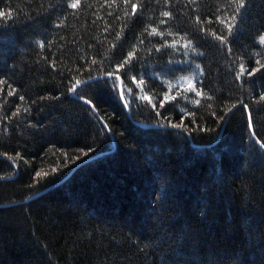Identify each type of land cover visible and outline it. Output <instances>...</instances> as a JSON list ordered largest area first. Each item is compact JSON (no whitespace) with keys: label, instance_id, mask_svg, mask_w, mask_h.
Returning <instances> with one entry per match:
<instances>
[{"label":"trees","instance_id":"16d2710c","mask_svg":"<svg viewBox=\"0 0 264 264\" xmlns=\"http://www.w3.org/2000/svg\"><path fill=\"white\" fill-rule=\"evenodd\" d=\"M74 2L0 0V264H264V0Z\"/></svg>","mask_w":264,"mask_h":264},{"label":"snow or ice","instance_id":"6c2138e0","mask_svg":"<svg viewBox=\"0 0 264 264\" xmlns=\"http://www.w3.org/2000/svg\"><path fill=\"white\" fill-rule=\"evenodd\" d=\"M80 2H81V0H75L74 3H70L69 5H67V7H70L71 9H77V7L80 5ZM239 4H240V8H243V7L245 6V4H244V0H239ZM137 7H138V6H137L136 4H132L133 12H135V10L137 9ZM5 15H6L5 13H0V16H5ZM162 15H163L164 17H169V16H170V12L165 11V12L162 13ZM233 19H235V16L233 17ZM161 23H164V21H161ZM221 23H223V21H221ZM232 27H233L232 25H229V31H231V28H232ZM152 32L155 33V32H156V29L153 28V29H152ZM216 38H217V39H220L221 41H224V39H225L223 36H217ZM259 42H260V44H264V35H260V36H259ZM131 56H132V54L130 53V54H129V59L131 58ZM127 62H128L127 60L124 61L123 63H121L120 65H118V67H123V66H124V63H127ZM256 63H259V61H257ZM262 69H264V65H261L260 68H255V69H253V70H249V69H246V68H244L243 66H241L240 74L237 76V79H239L240 76H242V75H244V74H247L248 76H253L256 72H260ZM108 75L111 76L112 73H108ZM117 79H119V77H117ZM2 82H3V81H0V83H2ZM77 83H80V82L78 81ZM141 83H143V81H141ZM188 87H189L190 89H192L193 91H195V89L193 88V85H192L191 82H189ZM73 91H75V88L73 89ZM195 94H196V96H200V95H201V93H200L199 91H196ZM8 95H9V96H10V95H13V92H9ZM19 99H20V100H23L24 97L21 96ZM144 99H148V97H144ZM260 99H261V100H264V95H262V96L260 97ZM87 103H89V104L91 105V101H90V100L87 101ZM196 103L199 104L200 101L197 100ZM243 106H244L245 108H247V105H243ZM233 107H235V105H234ZM230 111H231V110H230ZM249 121H250L249 126L251 127V115L249 116ZM172 126H173V127H182V125H176V124H173ZM257 143H260V142L257 141ZM260 146H261L262 148H264V143H261ZM84 155L87 156L88 153L85 152ZM36 175L39 177V176H41V173L38 172V173H36ZM44 175H47V173H44Z\"/></svg>","mask_w":264,"mask_h":264},{"label":"water","instance_id":"95a60500","mask_svg":"<svg viewBox=\"0 0 264 264\" xmlns=\"http://www.w3.org/2000/svg\"><path fill=\"white\" fill-rule=\"evenodd\" d=\"M96 79H91V80H88V81H85V82H82V83H80L79 85H77L76 86V88H75V90L77 89V88H79V87H81V86H84V85H87L88 83H91V82H93V81H95ZM120 88H121V90H122V81H121V83H120ZM75 92V91H74ZM74 92H73V94H74ZM85 102H87L86 100H84ZM124 102V101H123ZM124 104H125V102H124ZM126 106V105H125ZM145 127H148V128H164V126H159V125H144ZM40 195V193L39 194H37V195H35V196H33L32 198H30L29 200H31V199H33V198H36L37 196H39Z\"/></svg>","mask_w":264,"mask_h":264}]
</instances>
